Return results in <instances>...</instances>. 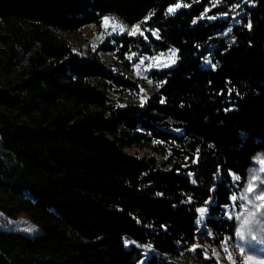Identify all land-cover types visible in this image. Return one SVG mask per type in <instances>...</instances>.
I'll use <instances>...</instances> for the list:
<instances>
[{
	"label": "trees",
	"instance_id": "trees-1",
	"mask_svg": "<svg viewBox=\"0 0 264 264\" xmlns=\"http://www.w3.org/2000/svg\"><path fill=\"white\" fill-rule=\"evenodd\" d=\"M251 1L230 42L212 0H0V212L40 228L0 229V264H136L126 236L177 255L194 243L197 208L209 200L215 243L234 238L224 214L232 174L243 187L264 152V0ZM106 14L145 34L76 53L63 33ZM211 45L216 65L205 68ZM170 48L176 63L149 75L158 90L142 104L119 102L138 89L127 55ZM194 259L210 264L199 251Z\"/></svg>",
	"mask_w": 264,
	"mask_h": 264
},
{
	"label": "rangeland",
	"instance_id": "rangeland-1",
	"mask_svg": "<svg viewBox=\"0 0 264 264\" xmlns=\"http://www.w3.org/2000/svg\"><path fill=\"white\" fill-rule=\"evenodd\" d=\"M213 7H221L224 9L218 14L219 18L228 19L230 21L229 26L223 32L218 35L225 41H233L232 31L234 26L242 25L244 17L247 14V8L252 5L251 0H212ZM180 7L174 8V11L168 15L175 14L180 8L182 3L179 2ZM238 5V6H237ZM104 17H109L107 23L104 21ZM210 17L208 12L203 15V18ZM99 25L89 24L81 28L76 32L63 33L65 38L72 46L73 50L80 55H88L90 52H94L99 44L103 42L107 37L119 34H127L131 32L134 25H128L123 19L115 14H106L103 16ZM149 17L144 19L146 22ZM140 28L137 34L144 35V26L139 24ZM123 28V32L121 29ZM231 29L229 32L228 29ZM149 31V30H147ZM152 34L157 36L158 31L152 30ZM131 36V35H129ZM210 52L205 54L203 58V67L214 68L216 65L213 61L211 51L214 50V46L209 47ZM135 53V55H133ZM100 57L103 61L108 63L111 67L120 68V63L117 61V57L114 53H100ZM127 59L132 66V77L138 82V89L135 91H125L120 94L121 99L118 101L121 103H144L147 98L156 92L160 87V82L150 78L149 75L154 70H162L171 67L176 63L177 50L170 48L166 51L148 55L140 54V51L135 49L127 55ZM143 60V63H141ZM175 61V63H173ZM118 96V94H116ZM178 132L177 130H175ZM130 153L137 154L142 157L145 155V149H139L137 147L127 148ZM158 158L162 160L164 156L158 154ZM233 180V194L235 200H232L229 205L224 208L225 217L235 222L236 230L234 238L226 237L221 245L215 243V236L210 227L206 225V219L208 216V206L210 200L199 207H205L206 212L200 214L198 212V219L203 215V221L197 225V231L195 235V241L189 249L186 251H180L177 255L159 254L151 244L139 243L131 237H124V243L127 249L136 248L138 254L136 256V264H146L149 258L154 255L160 256L161 263L167 264H205L204 262L195 261L194 257L197 252L203 259L210 262V264H264V200L259 197L264 195L260 189L264 188V152H259L249 169L247 180L243 187L238 186V177L232 174ZM251 190V191H250ZM28 228H32L33 231H27ZM0 229L7 231H18L29 236H35L40 232L38 225L31 222L26 214H22L19 218L13 219L7 217L0 212ZM243 250V251H242ZM248 257H252L251 260Z\"/></svg>",
	"mask_w": 264,
	"mask_h": 264
},
{
	"label": "snow or ice",
	"instance_id": "snow-or-ice-1",
	"mask_svg": "<svg viewBox=\"0 0 264 264\" xmlns=\"http://www.w3.org/2000/svg\"><path fill=\"white\" fill-rule=\"evenodd\" d=\"M237 6H238V5H237ZM179 7H180V4L177 3V4L175 5V8H179ZM167 11H168L169 13H171V12L174 11V8H173V7H169V8L167 9ZM103 19H104L105 23H107L108 20H109V17H104ZM246 27H247L248 29H251V27H252L251 23L249 22V23L246 25ZM139 28H140V25H139V24L135 25V26L133 27V29L131 30V32L129 33V35H131V36H135V35L137 34V31L139 30ZM228 31L230 32L231 29L229 28ZM121 32H123V28L121 29ZM153 35H156V34L153 33ZM156 38L159 39V36L157 35ZM133 55H135V53H133ZM141 63H143V60H141ZM173 63H175V61H174ZM213 67H215V65H213ZM161 103H163V100L161 101ZM192 182L195 183V181H192ZM250 191H251V190H250ZM260 191H261V192H264V188H261ZM259 198L262 199V200H264V195L260 196ZM232 200H235V196L232 197ZM198 212H199L200 214H204V213L206 212V208H205V207H199V208H198ZM202 221H203V215H201V218L198 219V220H196L195 223H196L197 225H199ZM27 231L31 232V231H33V229H32V228H28ZM242 251H243V250H242ZM248 259L251 260L252 257H248Z\"/></svg>",
	"mask_w": 264,
	"mask_h": 264
}]
</instances>
